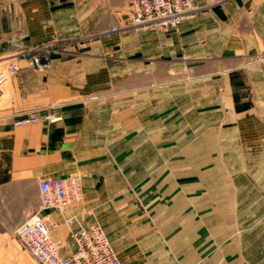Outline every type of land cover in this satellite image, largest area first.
<instances>
[{
	"label": "crops",
	"instance_id": "crops-1",
	"mask_svg": "<svg viewBox=\"0 0 264 264\" xmlns=\"http://www.w3.org/2000/svg\"><path fill=\"white\" fill-rule=\"evenodd\" d=\"M127 10L114 0H0V65L19 66L15 75L5 73L0 99V236L14 235L40 210L41 179L78 174L82 202L65 214L52 213L60 224L53 235L64 243L63 255L70 256L76 250L71 231L98 219L115 249L107 212L139 154L142 134L134 127L142 123L143 136L154 137L149 126L155 122L156 92L164 96L163 117L169 119L170 95L183 82L227 74L223 101L236 114L237 77L262 86L264 69L253 58H264V0H195L194 16L176 31L109 34L110 18L117 26L131 24ZM90 33V46L70 55V36ZM48 43L60 52L48 67L31 68L32 48ZM160 75L163 84L156 85ZM180 75L192 77L174 78ZM145 91L140 100L139 92ZM34 111L37 123L14 125ZM155 183L147 179L142 185ZM71 218L76 222L68 227L65 221ZM205 246L212 254L213 244Z\"/></svg>",
	"mask_w": 264,
	"mask_h": 264
},
{
	"label": "rangeland",
	"instance_id": "rangeland-1",
	"mask_svg": "<svg viewBox=\"0 0 264 264\" xmlns=\"http://www.w3.org/2000/svg\"><path fill=\"white\" fill-rule=\"evenodd\" d=\"M111 24L110 18L106 29ZM93 35L70 36V55L90 46ZM253 61L264 69V58ZM7 66L0 65V77ZM183 77L192 76L174 78ZM159 78L156 85L163 84ZM227 79L221 74L176 85L182 89L170 95L169 119L156 92L154 137L143 136L142 123L134 127L142 134L139 154L106 217L123 264H227L228 256L235 264H264V78L252 86L237 77V114L223 101ZM139 96L146 98V91ZM147 179L157 185L143 186ZM205 244L214 246L212 262ZM25 251L13 234L0 236V264H21L15 256L29 255Z\"/></svg>",
	"mask_w": 264,
	"mask_h": 264
},
{
	"label": "built area",
	"instance_id": "built-area-1",
	"mask_svg": "<svg viewBox=\"0 0 264 264\" xmlns=\"http://www.w3.org/2000/svg\"><path fill=\"white\" fill-rule=\"evenodd\" d=\"M127 5V16L131 24L117 26L113 24L111 33L129 30L169 33L176 31L195 13V0H114ZM55 43L32 48L29 66L33 69H44L52 62V55L59 53ZM19 66L9 67L10 75H15ZM8 74V73H7ZM8 75L0 77V99L3 96V84ZM51 122L58 119L47 117ZM39 121L36 111L21 116L14 125L23 127ZM41 208L29 217L16 230L15 239L29 253L36 264H123L118 257L105 229L99 224L88 227L80 226L71 231L76 250L70 256H64L65 245L56 240L53 233L60 224L52 217L53 212L65 214L71 206L82 202L83 180L78 174L63 178H43L38 185ZM48 212V214H43ZM75 218L67 219L70 227Z\"/></svg>",
	"mask_w": 264,
	"mask_h": 264
},
{
	"label": "bare ground",
	"instance_id": "bare-ground-1",
	"mask_svg": "<svg viewBox=\"0 0 264 264\" xmlns=\"http://www.w3.org/2000/svg\"><path fill=\"white\" fill-rule=\"evenodd\" d=\"M27 252V251H25ZM28 253V252H27ZM16 254V253H14ZM29 254V253H28ZM15 256V255H14ZM30 258L33 260V258L30 255H27L26 253H20L16 254L15 259L20 262L21 264H32L31 262L28 263V260L30 261ZM34 261V260H33ZM35 262V261H34Z\"/></svg>",
	"mask_w": 264,
	"mask_h": 264
}]
</instances>
